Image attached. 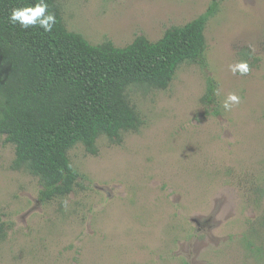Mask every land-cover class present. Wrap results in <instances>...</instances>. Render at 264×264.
Returning a JSON list of instances; mask_svg holds the SVG:
<instances>
[{"label":"rangeland","instance_id":"1","mask_svg":"<svg viewBox=\"0 0 264 264\" xmlns=\"http://www.w3.org/2000/svg\"><path fill=\"white\" fill-rule=\"evenodd\" d=\"M213 0H59L91 43L151 41ZM200 62L165 89L132 87L142 119L97 153L68 151L80 176L64 198L14 170L0 135V264H264V0H217ZM247 61L250 72L230 65ZM213 80V100L203 99ZM241 97L231 111L229 93ZM4 237L1 238V235Z\"/></svg>","mask_w":264,"mask_h":264},{"label":"trees","instance_id":"2","mask_svg":"<svg viewBox=\"0 0 264 264\" xmlns=\"http://www.w3.org/2000/svg\"><path fill=\"white\" fill-rule=\"evenodd\" d=\"M40 2L0 0V135L14 146L11 168L37 177L40 200L48 202L78 184L80 172L68 155L72 147L82 144L96 154L99 136L119 142L122 132L142 125L129 98L132 87L165 89L181 64L204 58L205 28L219 3L213 0L155 41L140 34L116 46L69 30L59 0H44V16L55 14L50 32L39 23L24 29L9 22L14 7ZM215 90L209 80L203 99L213 100Z\"/></svg>","mask_w":264,"mask_h":264},{"label":"clouds","instance_id":"3","mask_svg":"<svg viewBox=\"0 0 264 264\" xmlns=\"http://www.w3.org/2000/svg\"><path fill=\"white\" fill-rule=\"evenodd\" d=\"M47 4L44 0L36 5H28L23 7H14L9 14V22L13 25L19 24L21 28L27 29L34 27L39 23L40 27H43L44 31L50 32L52 26L55 23V14L49 13L46 17L44 14L47 12ZM44 17L43 19H38ZM230 69L233 74L239 72L241 75H246L250 72V67L247 61H238L235 64L230 65ZM241 97L235 92L229 93L224 101L223 107L226 111H231L234 105H239Z\"/></svg>","mask_w":264,"mask_h":264}]
</instances>
